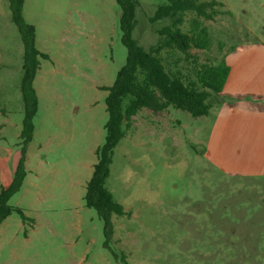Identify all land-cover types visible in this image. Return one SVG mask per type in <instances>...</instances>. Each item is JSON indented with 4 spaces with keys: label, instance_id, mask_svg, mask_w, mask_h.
Segmentation results:
<instances>
[{
    "label": "rangeland",
    "instance_id": "1",
    "mask_svg": "<svg viewBox=\"0 0 264 264\" xmlns=\"http://www.w3.org/2000/svg\"><path fill=\"white\" fill-rule=\"evenodd\" d=\"M205 19L187 12L181 28L209 31V46L189 56L163 50L166 66L193 77L195 60L218 63L245 42L264 40V0H218ZM133 37L145 48L172 18L152 20L165 0H137ZM116 0H25L37 47L50 55L35 78L39 108L27 146V176L9 200L17 212L0 225V264H264V174L223 173L205 155L206 116L143 107L114 149L106 185L131 215L103 221L85 201L106 137L105 86L126 61ZM24 45L8 0H0V190L22 156L20 88Z\"/></svg>",
    "mask_w": 264,
    "mask_h": 264
},
{
    "label": "trees",
    "instance_id": "2",
    "mask_svg": "<svg viewBox=\"0 0 264 264\" xmlns=\"http://www.w3.org/2000/svg\"><path fill=\"white\" fill-rule=\"evenodd\" d=\"M122 13L120 27L122 42L127 48L125 63L117 71L112 85L103 87L108 93L105 97L108 119L105 124L106 137L96 152L98 160L87 183L85 201L94 208L103 221L104 246L110 248L115 233L113 215H131L125 206L116 200L106 182L111 172L114 149L127 131L133 126L134 116L143 107L152 111H165L174 107L187 111L194 117L209 115L220 101V94L227 81L230 67L225 58L218 63H200L195 60L194 76H186L178 70L166 66L163 50L177 49L189 56L195 46L207 48L210 35L206 27H195L186 32L181 28L184 15L194 12L205 19H214L219 13L218 0H165L155 12L152 20L172 18L171 24L158 32L162 39L150 48L140 45L133 37L137 0H116ZM12 21L17 26L24 45L23 74L20 88L24 102V118L19 137L22 156L16 166L12 181L0 190V225L13 212H17L23 222L32 221L22 208L9 204L11 197L22 188L28 170L26 165L27 146L35 131V115L39 108V97L34 85L42 60L50 55L41 51L36 44V28L24 16L25 0H8ZM114 256L119 264H130L127 254Z\"/></svg>",
    "mask_w": 264,
    "mask_h": 264
},
{
    "label": "crops",
    "instance_id": "3",
    "mask_svg": "<svg viewBox=\"0 0 264 264\" xmlns=\"http://www.w3.org/2000/svg\"><path fill=\"white\" fill-rule=\"evenodd\" d=\"M230 72L209 115L205 155L223 173L264 174V40L225 53Z\"/></svg>",
    "mask_w": 264,
    "mask_h": 264
}]
</instances>
